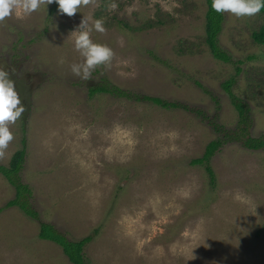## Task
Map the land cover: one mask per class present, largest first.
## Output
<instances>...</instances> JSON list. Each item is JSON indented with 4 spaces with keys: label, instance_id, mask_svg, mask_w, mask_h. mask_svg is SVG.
Here are the masks:
<instances>
[{
    "label": "rangeland",
    "instance_id": "rangeland-1",
    "mask_svg": "<svg viewBox=\"0 0 264 264\" xmlns=\"http://www.w3.org/2000/svg\"><path fill=\"white\" fill-rule=\"evenodd\" d=\"M206 10V0H89L71 17L52 3L0 21V68L25 106L0 164L25 147L21 180L39 213L6 207L15 190L0 174V264H72L39 238L40 222L71 240L92 235L87 264H264V149L224 143L209 161L214 184L192 164L222 139L216 126H237L228 79L251 135L264 133V45L251 37L264 14L223 12L224 63L204 44ZM84 18L103 21L90 36L113 52L89 80L71 71L85 60L72 33ZM99 85L132 98L92 93ZM143 95L191 110L133 97Z\"/></svg>",
    "mask_w": 264,
    "mask_h": 264
},
{
    "label": "trees",
    "instance_id": "trees-1",
    "mask_svg": "<svg viewBox=\"0 0 264 264\" xmlns=\"http://www.w3.org/2000/svg\"><path fill=\"white\" fill-rule=\"evenodd\" d=\"M211 3L212 0H206L207 10L205 13L204 44L210 54L217 61L229 63L232 61L231 55L219 45V35L222 31L224 13L215 12L211 7ZM260 12L264 14V7L260 9ZM251 37L255 43L264 45V24H262L257 30L252 31ZM236 71L237 73H240L241 67L237 66ZM196 83L198 86H201L200 83ZM235 83L236 82L233 78L228 79L222 83V88L231 97L232 105L237 111L238 123L236 128L232 131L224 130L222 132V130L220 128H217L216 126V130L222 133V139L217 138L216 140L210 141L205 148L204 154L200 158L192 160V164L205 166V169L209 174L211 184H214L215 176L212 168L209 166V161L214 153L219 150V148L224 143L237 141L247 149H264V133L260 136L255 137L252 136L249 131L250 109L246 102L241 100L238 96H236L235 93H233L232 88L234 87ZM205 91L208 92V90L206 89ZM95 92H105L114 94L119 97L122 96L132 98L130 94L122 91L119 88H111L104 85H99L96 88L92 89V93ZM133 97H135V99L138 101L152 102L155 105L161 106L166 109L182 108L191 110L186 105L177 102H169L159 97H152L147 95ZM25 156L26 150L25 147H22L21 149L13 153L7 165L0 164V174L8 181L11 186L14 187L15 190L14 198L7 202L6 207H17L27 217L38 220L39 213L34 209L31 203V198L33 195L32 189L29 185L25 184L21 180L20 174L24 167ZM38 236L40 239L48 240L57 244L72 264H87L84 248L88 243L92 241V235H88L80 240H71L64 233L56 229V227H54L52 224L40 222Z\"/></svg>",
    "mask_w": 264,
    "mask_h": 264
},
{
    "label": "clouds",
    "instance_id": "clouds-1",
    "mask_svg": "<svg viewBox=\"0 0 264 264\" xmlns=\"http://www.w3.org/2000/svg\"><path fill=\"white\" fill-rule=\"evenodd\" d=\"M56 3L58 11L69 17L77 13L81 5H87L89 0H0V21L15 13L31 14L43 5ZM212 9L217 13L230 12L237 17L250 16L258 13L264 7V0H212ZM104 32L103 21L97 19L89 25L84 18L74 34V47L85 58L83 63L71 65V71L83 80L91 79V73L102 64H107L112 56V50L100 43L93 42L90 33L92 30ZM25 112L21 96L16 89L10 73L0 68V155L3 154L9 143L14 139L9 124L14 123Z\"/></svg>",
    "mask_w": 264,
    "mask_h": 264
}]
</instances>
